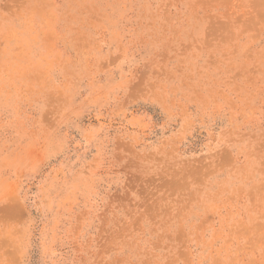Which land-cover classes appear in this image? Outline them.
Masks as SVG:
<instances>
[{
    "label": "rangeland",
    "instance_id": "374dc122",
    "mask_svg": "<svg viewBox=\"0 0 264 264\" xmlns=\"http://www.w3.org/2000/svg\"><path fill=\"white\" fill-rule=\"evenodd\" d=\"M0 264H264V0H0Z\"/></svg>",
    "mask_w": 264,
    "mask_h": 264
}]
</instances>
